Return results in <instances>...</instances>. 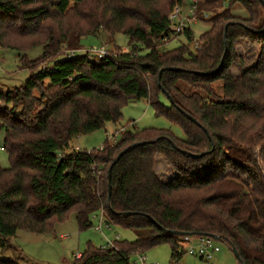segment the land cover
Instances as JSON below:
<instances>
[{"label":"trees","instance_id":"obj_1","mask_svg":"<svg viewBox=\"0 0 264 264\" xmlns=\"http://www.w3.org/2000/svg\"><path fill=\"white\" fill-rule=\"evenodd\" d=\"M190 4L195 19L210 24L195 51L190 24L174 34L169 20L176 5ZM236 5L245 16L232 11ZM100 31L126 35L130 49L115 44L103 58L76 52L81 38ZM179 34L186 43L161 50ZM238 40L259 52L234 76ZM64 43L73 54L34 69ZM35 46L42 52L27 61ZM0 48L17 50L19 66L34 70L22 86L0 91L9 160L0 166V264H18L2 257L20 253L10 242L17 230L46 234L70 213L79 231L100 213L136 234L88 244L71 264H132L133 255L161 244L177 263L185 251L176 232L216 236L242 264H264V0H0ZM141 99L184 137L125 127L113 143L72 147L76 136L119 124L123 107ZM156 155L173 170L165 180L155 173Z\"/></svg>","mask_w":264,"mask_h":264},{"label":"rangeland","instance_id":"obj_2","mask_svg":"<svg viewBox=\"0 0 264 264\" xmlns=\"http://www.w3.org/2000/svg\"><path fill=\"white\" fill-rule=\"evenodd\" d=\"M182 11L186 14L188 13L187 8L182 9ZM232 11L236 15L245 16V10L239 5L234 6ZM204 16L206 17V15ZM209 27L210 24L207 21H197L193 18V22L190 23V29L194 37V40L189 45L191 51H195L197 47L196 40L198 36L209 29ZM182 43H186V38L183 34H179L168 42H165L161 46V50H169ZM101 44H105L108 49L115 46V44L120 45L123 51L130 49L128 37L126 35L117 33L111 37L103 31L98 32L96 35L84 36L80 39L79 46L74 47H79L76 49V52H82L83 49L86 48H99ZM68 46V43H64L56 56L52 54L34 63V69L37 67H45L49 61L54 58L55 60H59L64 57L65 53L71 51ZM235 49L239 59L237 61L238 63L233 64L231 71L234 76H237L245 67L255 62L259 47L257 45H251L244 40H238L235 43ZM41 52V46L27 49L25 51L27 61L31 60L30 58H36ZM19 55L20 52L17 50L0 48V91L12 90L22 86L34 72V70L29 67L23 68L19 66ZM160 101L165 105H169L170 103L168 98L163 94L160 95ZM125 127L130 130H141L150 127L169 129L176 137H184V132L178 125L162 116L155 115L153 107L150 106L145 99H141L131 101L123 107L122 118L119 124L112 125L111 123H106L102 129L90 134L76 136L72 139L71 145L72 147L86 150L99 148L103 145L105 140H108L110 143L119 140L122 133L121 128L125 129ZM3 138L4 132L1 130L0 166L6 168L9 166V160L7 152L2 147ZM257 152L256 149V154ZM259 164L264 171V165L260 161ZM154 170L157 176L162 180L174 174L170 165L167 164L161 155H156L155 157ZM99 217L100 213L94 214L91 217L92 227L84 231L78 230L74 214L72 213H70L64 221L56 223L53 231L46 234L17 230L15 235L10 238V242L19 249L20 253H18L17 250L12 251L8 249L4 251L2 257H11L18 264H71L74 255L82 253L88 244L100 247L106 246L109 242L112 243L115 239L132 241L136 238L134 230L125 229L114 224L102 223L101 230H96L95 227L99 223ZM185 235L193 236L198 234ZM217 245L220 247V251L208 260L185 252L176 263L170 257L171 252L167 244H161L150 248L143 253V256L146 261L158 262L159 264H240L227 245L220 241H217ZM130 262L138 264L137 255H133L130 258Z\"/></svg>","mask_w":264,"mask_h":264},{"label":"built area","instance_id":"obj_3","mask_svg":"<svg viewBox=\"0 0 264 264\" xmlns=\"http://www.w3.org/2000/svg\"><path fill=\"white\" fill-rule=\"evenodd\" d=\"M188 13L182 11L178 5H176L171 14L169 15V20L171 21V31L174 34H178L184 30L185 27L189 26V24L194 20H196L195 6L190 4L187 7ZM88 55L96 56L97 58H103L108 56V48L105 44H102L99 48H88L83 49ZM74 52H70L73 54ZM125 129L121 128V132H124ZM102 223L105 221L100 216L99 223L95 227L96 230H101ZM106 224V223H105ZM112 244V243H108ZM184 251L190 255L198 256L200 258L211 259L213 255L220 251V247L217 245V240L207 235H184L182 237V241L180 242ZM138 259V264H159L158 262H148L146 261L143 254H136ZM80 253L75 254L74 258H79ZM135 264V263H132Z\"/></svg>","mask_w":264,"mask_h":264},{"label":"water","instance_id":"obj_4","mask_svg":"<svg viewBox=\"0 0 264 264\" xmlns=\"http://www.w3.org/2000/svg\"><path fill=\"white\" fill-rule=\"evenodd\" d=\"M162 92L165 94V91H164L163 89H162ZM166 97L168 98L169 102L172 104V102H173V101H172V98H171L170 96H168V95H166ZM192 119H193V118H192ZM141 143H143V142L132 144L130 147H135V146H137V145H140ZM126 150H127V149H126ZM126 150L120 152V154L118 155L117 159H118V158H119V157H120V156H121ZM183 153H185V154H187L188 156L193 157V158H196V157L199 156V155H197V154H193V153L185 152V151H183ZM108 189H110V176H109V174H108ZM105 223L108 224L107 221H105ZM176 233H177V234H181V235H185V234L180 233V232H176ZM202 235H206V234H202ZM211 237L214 238V239L217 240V241H220L219 238L216 237V236H211ZM231 251H232L233 255L235 256V258L237 259V261H238L240 264H242L241 259H240V256H239L237 250H236L235 248H231Z\"/></svg>","mask_w":264,"mask_h":264},{"label":"crops","instance_id":"obj_5","mask_svg":"<svg viewBox=\"0 0 264 264\" xmlns=\"http://www.w3.org/2000/svg\"><path fill=\"white\" fill-rule=\"evenodd\" d=\"M159 157V156H158ZM156 160H157V158H156Z\"/></svg>","mask_w":264,"mask_h":264}]
</instances>
